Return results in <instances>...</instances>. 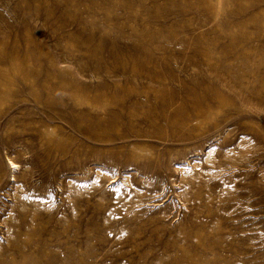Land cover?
I'll list each match as a JSON object with an SVG mask.
<instances>
[{
  "label": "rangeland",
  "instance_id": "1",
  "mask_svg": "<svg viewBox=\"0 0 264 264\" xmlns=\"http://www.w3.org/2000/svg\"><path fill=\"white\" fill-rule=\"evenodd\" d=\"M0 264H264V0H0Z\"/></svg>",
  "mask_w": 264,
  "mask_h": 264
}]
</instances>
